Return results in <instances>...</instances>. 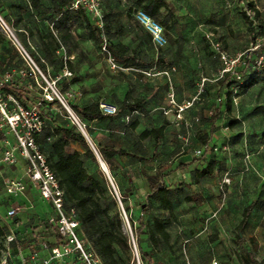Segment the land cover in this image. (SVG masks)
Segmentation results:
<instances>
[{
    "label": "rangeland",
    "instance_id": "rangeland-1",
    "mask_svg": "<svg viewBox=\"0 0 264 264\" xmlns=\"http://www.w3.org/2000/svg\"><path fill=\"white\" fill-rule=\"evenodd\" d=\"M167 1L173 9V17L164 25L161 20L167 15V10L162 12L160 23L165 27L168 44L161 49L155 45L141 25L129 24V18H132V15L128 13L130 2L103 0V19L106 16L107 20L103 21L102 27L106 25L111 33L115 32L119 25L124 27L115 38L105 37L108 44L120 42L128 46L129 54L148 61H156L160 56L164 57L166 63L161 67L175 66L176 72L179 69L183 70L185 63H193L194 68L191 70L193 85L188 92H185L182 99L188 100L201 92L200 100L191 108L192 112L190 111V117L186 118V123H183L180 128L173 124L175 127L171 126L161 139L160 143L173 140L175 146L171 149L165 148L163 152H154V141L145 140L143 145L149 150V156L145 158L149 162L144 166L147 170L140 168V162L144 158L139 155L127 159L117 158L114 162L113 184L106 176L108 189L115 196L114 185L120 195L127 196V198H121L122 206L117 201V208L128 237V226L125 223L123 210L134 232L135 229L149 222L145 214L149 201L146 185L138 181L141 173L143 172L147 177L150 174H158L159 179L160 177L164 179L166 176L164 173L166 169L159 172L152 171L154 166L151 163L155 158L162 156V161H168L177 154L183 153L191 154L193 161L205 164L216 161L218 167L215 168L212 178L197 180V177L193 176L189 182H186L183 175V180L180 181L183 194L176 201L179 210L176 215L172 214V218L174 221L180 220L178 224L183 222L195 225L198 228L196 230L198 236L197 242L192 247L188 243H182L176 250L184 253L193 251L197 254V261L189 260L186 264L199 263L200 258L203 261L207 258L209 264L214 260L221 264H246L245 257L248 255L260 264H264V70L252 75L246 73L245 77L242 73L241 80H235L230 76L229 79L218 82H205L203 86L200 73L201 63L205 59L211 58L217 61L213 58L215 54L207 38L208 34L215 35L227 48L232 39L238 40V49H234L235 54L246 51L258 43L264 31V0ZM38 2V6H35L34 0H0V14L16 31L18 38L43 75H35L31 72L32 76H29L28 70L32 71L31 68L25 61L17 62L18 58L11 64L7 62L14 51L17 54L18 52L5 36V41L0 44V78L9 77L10 81L16 80L26 86L28 106L41 103L40 112L51 129L56 124L70 126L76 123L62 103L61 105L50 104L52 101L45 99V95L51 92L50 85L67 105L68 103L84 105L81 100L85 99L89 89H93L95 85L99 88L97 92L100 93L98 96L100 99L118 105L115 102L113 88L115 84L126 82L127 96L134 99L138 97L146 99L147 111L144 116L135 118L131 123L123 122L122 118L106 120L99 123L96 128H90V133L86 129L89 123H80L93 140L96 149L112 145L136 153L132 146L143 129L145 127L152 129L154 125L162 123L163 109L168 108L169 87L166 81L163 79L152 81L153 79L146 78L133 69L111 70L101 52L100 44L89 39L88 31L79 26L81 18H78L72 27L73 39L69 48L66 50L61 47L57 53L58 57H63L64 61H70L71 66L52 71L51 64L46 62L47 73H45L36 61V58L40 57L38 31L39 29L45 32L50 31L54 35H57V31L47 20L50 16L49 1L38 0ZM256 11L259 14H256ZM243 13L248 16L247 22L244 20ZM89 19L96 27L95 22ZM179 65L182 67L179 68ZM65 69L68 74L65 73ZM64 78L69 82L72 79H79V81L69 83L65 93L61 95ZM249 81L255 83L246 88L245 85ZM155 87L158 89L153 92ZM196 114L198 117L202 115L200 121L192 119ZM150 119H153V122H149ZM136 122L137 125L134 126ZM182 137L189 138L188 143H185ZM8 138L15 141L13 135ZM4 146L5 135L0 129V158ZM205 146H208L211 152L198 157L197 151L203 150ZM69 150L81 153L84 151L79 145H74ZM243 159L253 161V171L239 170V166L236 165L229 166L231 162L238 163ZM21 168L20 165L0 170V260L7 254L5 248L7 235L15 234L17 238L16 243L10 248L9 264H18L31 251L41 252L42 245L51 244L56 236L55 227H51L50 223L49 226L47 224L52 217L51 207L36 191H31L33 189L31 186L28 185L30 188L22 196L6 194L1 175L19 178L22 174ZM225 175H228L230 180L225 179ZM163 182L168 184L169 181L164 179ZM187 196H192L197 201L187 202L185 200ZM198 200H201L202 205L208 202L210 207L208 209L200 207ZM255 200L260 201L259 209L253 212L248 225L242 229L239 225L243 218V210ZM224 203L229 204L226 210L221 209ZM13 207L17 209V216L9 218L7 212ZM152 207L157 206L153 204ZM137 239L140 246L143 238L139 236ZM142 250L143 248L139 249V253ZM119 254L122 264H138L137 255L131 244L128 254L121 251ZM143 264L148 263L144 261Z\"/></svg>",
    "mask_w": 264,
    "mask_h": 264
},
{
    "label": "trees",
    "instance_id": "trees-1",
    "mask_svg": "<svg viewBox=\"0 0 264 264\" xmlns=\"http://www.w3.org/2000/svg\"><path fill=\"white\" fill-rule=\"evenodd\" d=\"M47 1L50 3V7L48 9L50 16L47 18V20L57 31V35H54V33L50 31L45 32L41 29L38 31L40 35V57L36 58V61L45 73H47V67L45 65L46 62L51 64L52 71H58L59 69L70 65V61H64L63 57H58L57 53L61 47H64L66 50L69 48V44L73 39V35L71 33L72 27L78 18L82 19L79 26L85 28L88 31V38L93 40L95 43L100 44L101 52L103 44L106 43L109 52L122 68L133 69L144 75V71L153 69L165 70L173 67H161L166 63L164 57L160 56L156 61H148L129 54L128 46L120 42L116 44H108L105 37L108 39L115 38L116 35L123 30V25H119L115 32L111 33L110 29L106 25H104L102 28L98 27L97 25L95 27V25H93L89 19H92V17L85 10L73 9L72 5L75 0ZM126 1L131 3L128 13H133V16L137 10H143L148 15L160 22L162 12L167 10V15L161 20L164 25H166L173 17V9L167 0ZM38 4V0H34V5L38 6ZM256 14H259V12L256 11ZM243 17L247 22L248 16L246 13H243ZM105 20H107L106 16L103 21ZM5 38L6 37L0 32V44L5 41ZM17 58V62H24V59L20 56V54H17L15 51L7 59V62L11 64ZM28 74L29 76H32V73L29 70ZM78 81L79 79H72L69 82L68 79L64 78L62 80V87L60 90L61 95L65 93L69 83H76ZM254 83V81H249L245 87L249 88L253 86ZM5 89L9 93L13 94L23 105L28 106L29 98L26 86H23L18 81L13 80L6 85ZM53 103L61 105V102L56 98L54 101L50 102V104ZM99 103L100 102L95 101L83 107L68 103V106L82 124L93 121H104L107 119L112 121L114 118H122L123 122H125V116L127 113L138 111L142 114H145L147 111L146 100L138 98L134 99L130 98V96H127L117 105L120 109V112L117 116L105 117L100 113ZM136 125L137 122L134 124V126ZM86 129L88 133H90V127L88 126ZM165 129L166 124L164 123L160 127L143 130L139 134V138L134 144V150L136 153L123 148H116L112 145L98 147L97 151L102 160L106 163L111 177H115L114 162L117 160V158L123 156L136 157L138 154L142 157L147 156L148 151L144 148L143 142L147 139L153 140L155 146H158L160 140L164 137ZM37 143L40 150L46 156L50 168L57 177L60 187L65 192V207L67 209H75L77 211L83 237L91 244L96 254L99 256L101 263L122 264V258L119 254V251L124 254H128L130 251V240L125 234L123 222L119 217L116 197L113 196L108 189L106 174L101 169L96 154L91 149L83 133L76 125L61 126L56 124L53 129L47 125V128L43 131V133L37 137ZM73 145H79L84 151L82 153L79 151L71 152L69 149ZM217 164L218 163L216 161L209 162L204 169L195 170L192 173V177H197V180L203 178H212ZM19 165L25 166L23 161H20L17 166ZM147 178L151 194L149 195V201L147 202L148 207L145 210H149L152 208L153 204H155L160 209L173 212L176 201L183 194V187L180 185L177 188L172 189L165 183H160L158 174L150 175ZM120 196L122 199L127 198L126 195L121 194ZM185 200L187 202H191L195 199L192 196H187L185 197ZM259 202V200H255L244 208L243 218L239 225L240 228L243 229L248 225L249 218L253 212L259 209ZM49 223L50 222L47 221L48 226ZM169 224L170 220L168 219H154L153 226L150 229V242L154 248H158L159 243L163 244V242H168L170 236L166 231V228ZM51 227L54 226L51 225ZM135 234L137 237L144 234L143 225L135 229ZM140 246L138 244L140 250L143 248V250L140 251V259L143 263L144 261H147L149 264V254L151 253H147V251L144 250V247L142 246V240L140 242ZM245 263L260 264L251 255L245 257Z\"/></svg>",
    "mask_w": 264,
    "mask_h": 264
},
{
    "label": "built area",
    "instance_id": "built-area-1",
    "mask_svg": "<svg viewBox=\"0 0 264 264\" xmlns=\"http://www.w3.org/2000/svg\"><path fill=\"white\" fill-rule=\"evenodd\" d=\"M72 8L85 10L98 27L103 26L102 0H75ZM134 17L149 33L158 48H164L168 44L165 28L159 21L143 10H137L134 13ZM0 31L12 42L17 52L31 68V72L35 75H43L18 38L16 31L12 29L1 14ZM207 38L211 43L214 54L222 63L220 78L231 76L235 80H241L242 72L247 68L253 74L264 70V34L252 48L235 55H230L224 48L222 41L212 33L208 34ZM102 53L106 57L111 70L118 71L123 69L109 52L106 43L102 46ZM174 72H176V68L171 67L165 70H148L144 71L143 74L148 78L160 76L166 79L169 87L167 92L168 108L163 109V114L164 116L173 115V124L180 128L183 123H186L185 113L200 100L199 95L201 92L190 100L180 103L173 88L172 74ZM65 73L68 74L67 69H65ZM205 81L207 79L202 78V86ZM10 82L9 77L0 78V129L5 135V146L0 158V170L1 168L15 167L20 161H23L25 166L24 173L19 178L1 175L3 188L8 196H22L25 195L28 185L34 187L39 196L51 207L52 217L49 222L55 227L56 232L54 241L51 244L42 245L41 252L31 251L18 264H102L91 244L83 237L77 211L65 207V192L60 187L57 177L37 143V137L47 128L46 121L40 112L41 103L32 106L23 105L13 94L5 89ZM50 89L51 92L45 95V99L54 101L56 98L63 106L65 105L69 108L53 86L50 85ZM99 110L102 116L105 117H115L120 112L117 105L105 101L99 103ZM69 114L76 125L80 124L82 126L71 109ZM138 116H144V114L138 111L127 113L125 122L131 123ZM196 121H200V119L197 118ZM10 135L15 137V141H11L8 138ZM182 139L185 143L189 141L187 137H182ZM206 152H211L208 146H205L203 150L197 151V156L202 157ZM113 187L115 197L122 206L121 196L114 185ZM123 212L126 226H128L130 244L137 255L138 264H143L140 259L137 236L124 210ZM7 214L9 218H14L17 216V209L13 207ZM16 241L15 234L7 235L5 245L7 254L0 260V264H9L10 248ZM211 264H219V262L214 261Z\"/></svg>",
    "mask_w": 264,
    "mask_h": 264
},
{
    "label": "crops",
    "instance_id": "crops-1",
    "mask_svg": "<svg viewBox=\"0 0 264 264\" xmlns=\"http://www.w3.org/2000/svg\"><path fill=\"white\" fill-rule=\"evenodd\" d=\"M191 1L193 2L195 0H191ZM200 1L204 2V0H200ZM130 15H132V18L131 17L129 18V24L133 25V26L140 25L137 22V20L134 18L133 13L130 14ZM233 40L234 39H232V41L229 42V47L228 48L223 44L224 48L231 55H235L234 49L235 48L238 49V44H239L238 40H236V41H233ZM104 58H105V61L107 62L105 56H104ZM213 58H216L217 61L209 58V59H205L201 63V66H200L201 67V72L200 73L202 75V78H206L207 79V81H205V82H208V83L209 82H218V81H220L222 79H229L230 78L229 76H227L225 78H220V70L222 68V63L220 62V60L215 55H213ZM107 64H108V62H107ZM185 64L186 65H185V68L183 70L179 69L178 72H175V73L172 74V80H173V86H175L174 89H175V93H176V98H177V100L180 103L184 102V101H187V100H183L182 96H184L185 92H188L189 89H191L190 86L193 85V81H192L193 72H191V70L194 68V65H193V63H185ZM108 66H109V64H108ZM179 66H180L179 68L182 67V65H179ZM173 67H175V66H173ZM187 67H189V68H187ZM109 68H110V66H109ZM121 70H125V68H123ZM176 71H177V68H176ZM242 73L244 74V75L242 74L244 77H245L246 73H249V74L252 75V72H251V70L249 68L243 70ZM157 77H151L149 79H151V80L153 79L152 81H154L156 79L157 80L158 79L159 80L163 79V80L166 81V79L163 78V77H160V76H157ZM146 78H148V77H146ZM166 84H167V81H166ZM89 88L90 87H88V89ZM93 89L92 88L89 89V92L86 95L85 99L81 100V103H83L84 105H81L80 103H78L79 106L83 107V106H87V105H89V104H91L92 102H95V101H98V102L103 101V99H100L98 97V96H100V93L97 92L98 89H99L97 87V85H95L93 87ZM113 89H114L113 93L115 95L114 97L116 99L115 102L117 104H119L120 102H122L127 97V94H128V87L126 86V82H121L119 84H115ZM157 89H158V87H155L153 92L156 91ZM139 99H143V98H139ZM190 99H188V100H190ZM143 100H146V99H143ZM190 111H191V109H189L185 113V120H186V118L190 117V114L192 112V111L191 112ZM201 116L202 115H200V117ZM200 117H198V115L196 114V115H194V117L192 119H195V121H196L197 118L201 119ZM107 120L110 121V119H107ZM173 120H174L173 115L164 116L163 120H162V123L160 125H157V124L154 125L153 128L160 127L161 125H163L165 123L166 124L165 132H167V130L171 126H174L173 125ZM104 121H106V120H104ZM104 121L89 122V127L90 128H96L97 126H99V123H102ZM149 122H153V119H150ZM145 129H146V127L143 130H145ZM160 142H161V140H160ZM160 142H159L158 146L154 145V152H163V150H165V148L166 149H171L173 146H175V143H174L173 140H171V141H167L166 140V142L163 141L162 143L164 145L162 143H160ZM144 148L146 149L145 146H144ZM132 149H134V146H132ZM128 151H130V150H128ZM147 151H148V155L144 156L143 157L144 160H142V162H140V165H141L140 168H143V170H147L144 166H145L146 163L149 162V161H146V159H145V158H147L149 156V150H147ZM140 157H142V156H140ZM120 158L127 159L128 157L123 156V157H120ZM161 158H162V156L161 157L158 156L157 158L154 159V162L151 163L154 166L152 171L159 172V170L161 171V170L166 169L164 171V173L166 174L164 179L169 181L168 184H166V185H168L172 189H175L178 186H180V181L183 180V178H182L183 175L185 176L186 182H189L191 180V178H192V172H194L195 170H202V169H204L207 166V164H205L204 162L193 161L194 158L191 157V154H183V153L181 154V153H179V154H177L176 156H174L172 159H170L168 161H166V160L162 161ZM231 165L232 166H235V165L239 166V170L243 169L245 171H250V172L253 171L252 169H254L253 161L246 160V159L240 160L238 163L237 162H231L229 166H231ZM19 166H17V167H19ZM216 167H218V164L216 165ZM21 173L22 174L20 176H22L23 173H24V166H22V168H21ZM164 179L160 177L159 182L160 183H164L163 182ZM225 179L230 180L228 175H225ZM138 181L140 183H142L144 186L146 185V188H145L146 192H147L146 195L149 197V195L151 194V190H150V187H149L148 178L143 172L141 173L140 178H138ZM29 188L30 187H28V189ZM32 188L33 189H31V191H36L37 192V190L34 187H32ZM195 200H197V199H195ZM198 201H200V203H198V205L200 207H202L204 209H208L210 207L208 202H206L205 204L202 205L201 200H198ZM178 206L179 205L175 204V208H174L173 212L160 209L158 206L154 207V208L152 207V208H150L149 210H147L145 212L149 222L146 223V225L143 226V233L144 234H142L141 237L143 238L142 239L143 247H146V249H144V250L151 251V254H149L150 255L149 256V259H150V263L149 264H186V262L189 261V260H192V261L196 260L197 261V259H198L197 254L194 253L193 251L192 252H188V253H184V252H182L180 250H176V249H178V246L180 244H182V243H188L192 247V245H194L197 242L196 238L198 236L196 234L197 233L196 230L198 228L195 225H193V224L188 225V224H185L183 222L178 224L180 222V220H177V221L173 220V218H172L173 215L172 214H174V215L177 214V212L179 210ZM228 207H229V204L224 203V204H222L221 209L226 210ZM204 209H202V210H204ZM50 210H51V208H50ZM155 218L170 220V224L166 228V231L168 232V234L170 236L169 240H168V242H163V245H161L159 243V247L158 248H154L151 245V242H150V229L153 226V222H154ZM188 234H191L192 238H191L190 235L188 236ZM199 260H200V262L196 263V264H209V261H208L207 258L204 259V261L202 260V258H200ZM214 261H216V260H214ZM217 262H219V261H217ZM219 264H221V263L219 262Z\"/></svg>",
    "mask_w": 264,
    "mask_h": 264
},
{
    "label": "water",
    "instance_id": "water-1",
    "mask_svg": "<svg viewBox=\"0 0 264 264\" xmlns=\"http://www.w3.org/2000/svg\"><path fill=\"white\" fill-rule=\"evenodd\" d=\"M64 107H65V109L68 111V113H70V108H68V107L65 106V105H64ZM77 126H78V128L80 129V131L83 133V135L85 136V138L87 139V141H88V143H89L91 149H92V150L94 151V153L96 154V157H97V159H98V161H99V164H100V166H101V169L104 171V173L106 174V176L110 179V181L113 182V181H112L111 174H110V172H109V170H108V167H107L106 163H105V162L102 160V158L100 157V155H99L97 149L95 148L94 143H93L92 140L90 139L88 133L86 132V130H85L80 124H78Z\"/></svg>",
    "mask_w": 264,
    "mask_h": 264
}]
</instances>
